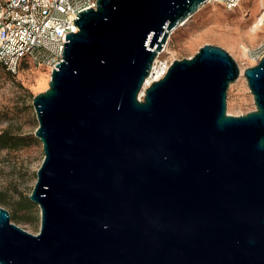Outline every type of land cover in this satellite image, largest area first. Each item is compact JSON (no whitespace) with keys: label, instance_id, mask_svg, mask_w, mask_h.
Instances as JSON below:
<instances>
[{"label":"water","instance_id":"water-1","mask_svg":"<svg viewBox=\"0 0 264 264\" xmlns=\"http://www.w3.org/2000/svg\"><path fill=\"white\" fill-rule=\"evenodd\" d=\"M207 0H97L34 96L44 159L36 234L0 205V264H264V56L256 108L227 113L224 48L175 59L139 97L171 32Z\"/></svg>","mask_w":264,"mask_h":264},{"label":"rangeland","instance_id":"rangeland-1","mask_svg":"<svg viewBox=\"0 0 264 264\" xmlns=\"http://www.w3.org/2000/svg\"><path fill=\"white\" fill-rule=\"evenodd\" d=\"M264 0H242L229 9L222 3L205 2L185 24L171 32L157 60L167 67L175 59L192 57L207 44L224 48L238 63L242 74L227 92V113L244 115L256 108L244 70L258 64L254 54L263 36L254 25ZM249 49L246 54L244 51ZM51 72L42 65L24 68L13 75L0 65V205L8 209L12 221L31 233L41 227V210L29 196L37 182L44 159L41 140L35 135L39 120L33 104L35 95L49 87ZM144 90L140 97L144 99Z\"/></svg>","mask_w":264,"mask_h":264},{"label":"built area","instance_id":"built-area-1","mask_svg":"<svg viewBox=\"0 0 264 264\" xmlns=\"http://www.w3.org/2000/svg\"><path fill=\"white\" fill-rule=\"evenodd\" d=\"M207 1L233 9L242 0ZM88 8H97V0H0V64L13 75L31 64L52 72L62 61L66 33L78 30L74 20ZM255 25L256 33L263 36L256 49L251 50L258 62L264 56L262 2ZM155 62L156 59L153 66Z\"/></svg>","mask_w":264,"mask_h":264},{"label":"bare ground","instance_id":"bare-ground-1","mask_svg":"<svg viewBox=\"0 0 264 264\" xmlns=\"http://www.w3.org/2000/svg\"><path fill=\"white\" fill-rule=\"evenodd\" d=\"M264 4V3H263ZM185 24V23H184ZM255 29V33H256V25L253 26ZM175 30V29H174ZM246 50V49H245ZM249 49L244 51V53H248ZM170 65L167 67L163 62L157 60L156 57V62L154 63V66L150 72V74L148 75V77L146 78L145 84L143 86V88L141 89V91L144 90V93L146 92V89L155 81L161 79L163 77V72L168 71ZM242 74V72H241ZM244 74V73H243ZM140 91V93H141ZM145 95V94H144ZM140 97V94H139ZM141 99V97H140ZM142 100V99H141Z\"/></svg>","mask_w":264,"mask_h":264},{"label":"trees","instance_id":"trees-1","mask_svg":"<svg viewBox=\"0 0 264 264\" xmlns=\"http://www.w3.org/2000/svg\"><path fill=\"white\" fill-rule=\"evenodd\" d=\"M1 65V64H0ZM2 66V65H1ZM11 137L7 134V133H2V134H0V140L2 141V144H4V145H7V144H9L10 143V141H11ZM0 195H2L1 194V192H0Z\"/></svg>","mask_w":264,"mask_h":264}]
</instances>
